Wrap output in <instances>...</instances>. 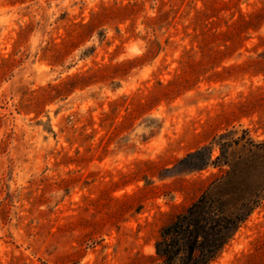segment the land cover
<instances>
[{"label":"rangeland","instance_id":"374dc122","mask_svg":"<svg viewBox=\"0 0 264 264\" xmlns=\"http://www.w3.org/2000/svg\"><path fill=\"white\" fill-rule=\"evenodd\" d=\"M243 128L264 0H0V264H162L227 168L197 150ZM207 264H264V199Z\"/></svg>","mask_w":264,"mask_h":264},{"label":"trees","instance_id":"16d2710c","mask_svg":"<svg viewBox=\"0 0 264 264\" xmlns=\"http://www.w3.org/2000/svg\"><path fill=\"white\" fill-rule=\"evenodd\" d=\"M215 146L219 154L211 160ZM203 149L208 151L204 164L218 161L227 168L162 228L156 242L162 264H207L264 199V140H254L247 128L239 135L236 130H225L197 152Z\"/></svg>","mask_w":264,"mask_h":264}]
</instances>
